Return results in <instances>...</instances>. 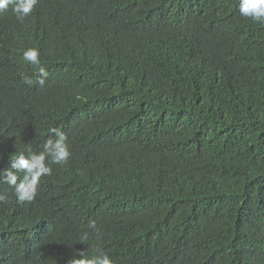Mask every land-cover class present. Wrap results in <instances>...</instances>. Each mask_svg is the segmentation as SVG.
<instances>
[{"label":"trees","instance_id":"obj_1","mask_svg":"<svg viewBox=\"0 0 264 264\" xmlns=\"http://www.w3.org/2000/svg\"><path fill=\"white\" fill-rule=\"evenodd\" d=\"M12 7L0 173L52 128L71 155L31 202L0 175V264H264V24L239 0H39L22 22ZM30 47L43 85L22 78L38 79Z\"/></svg>","mask_w":264,"mask_h":264},{"label":"clouds","instance_id":"obj_2","mask_svg":"<svg viewBox=\"0 0 264 264\" xmlns=\"http://www.w3.org/2000/svg\"><path fill=\"white\" fill-rule=\"evenodd\" d=\"M39 0H0V11L8 9L13 5L12 12L17 20L23 21L35 9ZM239 9L241 16L250 18L253 22L264 24V0H239ZM26 61L36 66L38 69V79L34 80L32 76L24 74V82L28 85L39 83L43 85L48 77V71L40 62V51L38 48L30 47L23 52ZM55 135V139L49 138L43 145V150L33 152L28 149L27 155L20 152L18 156L12 158L9 168L4 169L0 175L4 177L5 182L12 186L14 194L19 202H31L36 198L41 177L52 174L53 164L63 165L68 161L71 155L67 143L66 134L56 128L50 129ZM18 173H23L22 177ZM6 195L0 194V203L6 202ZM90 228L96 229V222L89 221ZM88 240V235L81 238V242ZM68 264H116V262L102 250L91 256L81 251L79 256H73Z\"/></svg>","mask_w":264,"mask_h":264}]
</instances>
